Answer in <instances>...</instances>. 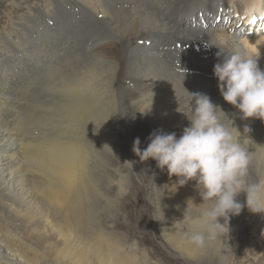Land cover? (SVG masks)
<instances>
[{
    "label": "bare ground",
    "instance_id": "6f19581e",
    "mask_svg": "<svg viewBox=\"0 0 264 264\" xmlns=\"http://www.w3.org/2000/svg\"><path fill=\"white\" fill-rule=\"evenodd\" d=\"M237 1L48 0L27 5L32 14L17 16V21L11 19V30L0 31V210L12 214V222H0V231L5 230L0 235V264H143L126 250L125 238L104 232L98 224L92 201L98 181L91 165L89 170L82 160L76 133L68 142L61 141L59 135L44 141L36 140L38 136L29 128L28 121L34 118L36 109L28 96H37L43 105L51 101L58 109L64 106L61 95L51 98L41 93L46 83L39 80V76H45L40 59L51 42L54 50L49 51H56L53 60H60L61 42L51 37V24L53 31L61 28L62 40L69 35L65 41H75L73 47L83 42L86 30L107 35L91 47V52L109 69L115 87L129 75L127 86L144 82L131 73L130 64L135 60L144 62L160 77L189 73L211 83L214 66L220 62V49L213 44L223 39H243L259 56L258 64L264 71V36L253 39L264 32V0ZM252 6L258 11L249 9ZM239 22L242 24L238 26ZM62 45L64 58L84 55L80 48ZM195 57L208 59H191ZM16 85L24 90L22 99L7 91ZM84 85L82 79L70 83L65 96L73 114L83 116L74 125L68 122L70 135L75 125L81 126L84 115L92 113L93 96L83 94ZM249 122L252 128L264 131V122ZM33 218L38 221L25 222L26 230L23 219Z\"/></svg>",
    "mask_w": 264,
    "mask_h": 264
},
{
    "label": "rangeland",
    "instance_id": "374dc122",
    "mask_svg": "<svg viewBox=\"0 0 264 264\" xmlns=\"http://www.w3.org/2000/svg\"><path fill=\"white\" fill-rule=\"evenodd\" d=\"M42 1L48 0H0V31L11 30L9 26L11 19L17 21V16L20 18L22 14H32L26 6L32 7L33 4ZM228 1L239 3L237 0ZM15 9H20L21 12ZM240 24L242 23L239 22L237 25ZM5 28L7 29L4 30ZM50 28L51 37L61 42V51L58 52L60 60H53L56 51L54 53L49 51L54 50L51 42L47 53L40 59L43 65L42 73L44 72L45 76H39V80L46 83L42 84L41 93H47L45 95L51 98H54V95H61L64 106L58 109L51 101L50 105H43L40 98L30 95L27 99L32 103L34 110L36 109V114L31 121L25 119L30 123L32 133L38 136L34 137L36 140L42 138L47 141L59 135L61 141L68 142L76 133L75 142L82 147V160L88 165L89 170L91 165V172L98 181L97 193L93 194L92 201L95 214L99 217L97 222L102 230L113 236L125 238L126 250L132 252V255L143 264H264V214L254 215L244 207L239 216L230 218L228 239L225 237L223 243L210 245L202 252L193 251L182 242V235L187 228L186 224L181 222L189 201L196 206L203 203L196 191L195 183L179 186L176 178L169 179L167 171L162 172L157 168L154 160L141 163L132 151L137 138L140 140L141 151L145 150L154 131L174 132L179 139L183 129L189 126V122L187 116L179 112L178 108L182 112H187L193 103V98L189 95L202 93L209 96L214 105L222 108L227 116L223 121L225 124H228L230 119L234 120V126L241 132L245 125L251 128L249 138L253 143L250 144L249 151L256 152L259 158L264 149L257 146H264V131L252 128L249 121H242L237 110L225 103L219 91L218 80L211 78L212 82L208 83L207 79L189 73L164 78L153 74L144 62L135 60L130 64L131 73L143 78L144 82L127 86L130 80L128 74L121 85L115 87L110 82L109 69L97 62L91 52V47L103 42L107 35L93 34L91 29L86 30L83 33L86 36L84 43L79 44V47H73L75 41H65L69 35H64L62 40L61 28L53 31L52 24ZM262 35L264 36V32L255 34L253 39L262 38ZM62 44L68 45L69 48L73 47L72 49L80 48L84 55L77 57L78 59L64 58ZM83 72L84 76L78 77ZM78 79L85 83L82 88L83 94L91 93L93 96L92 113H86L81 126L75 125L76 129L70 135L72 129L67 126L68 122L72 121L71 124L74 125L83 119V116L73 114L72 106L65 98L69 92V84ZM18 87L20 88L16 85L7 91L12 92L14 97L21 96L22 99L25 95L22 92L24 90ZM61 103L59 101V104ZM23 115L21 114L22 117ZM125 162H134L133 167L124 165ZM252 171L254 179L255 171L254 169ZM238 201L246 204L245 195L241 194ZM88 204L89 202L86 203L87 207ZM197 214L198 209L189 204L188 215ZM9 218H12V214L8 213V210H0V222L8 224L12 222ZM30 221L36 222L38 219H23L26 230L28 227L25 222ZM223 222L220 221L221 224ZM4 231L2 229L0 235Z\"/></svg>",
    "mask_w": 264,
    "mask_h": 264
},
{
    "label": "clouds",
    "instance_id": "9594fccd",
    "mask_svg": "<svg viewBox=\"0 0 264 264\" xmlns=\"http://www.w3.org/2000/svg\"><path fill=\"white\" fill-rule=\"evenodd\" d=\"M213 46L220 49V62L213 71L225 103L237 110L242 121L264 122V71L258 64L259 56L240 38L223 39ZM189 96L193 103L188 111L178 108L189 122L179 139L174 132L154 131L145 150L141 151L137 138L132 151L141 163L154 160L157 168L166 170L169 179L175 177L179 186L195 183L203 203L196 206L188 202L181 222L187 228L182 242L202 252L228 239L230 218L239 216L244 207L254 215L264 214V153L258 158L256 152L249 151L253 143L249 126L245 125L241 132L234 120L225 124L226 114L206 94ZM133 163L124 165L133 167ZM241 194L246 204L238 201ZM189 204L198 209L197 215H188Z\"/></svg>",
    "mask_w": 264,
    "mask_h": 264
},
{
    "label": "snow or ice",
    "instance_id": "6c2138e0",
    "mask_svg": "<svg viewBox=\"0 0 264 264\" xmlns=\"http://www.w3.org/2000/svg\"><path fill=\"white\" fill-rule=\"evenodd\" d=\"M252 23H253V24H255V23H256V21H255V20H253V21H252Z\"/></svg>",
    "mask_w": 264,
    "mask_h": 264
}]
</instances>
